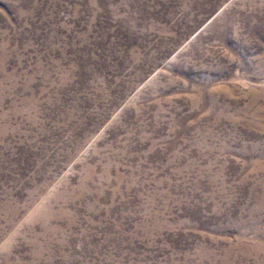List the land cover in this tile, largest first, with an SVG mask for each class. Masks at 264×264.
<instances>
[{
	"label": "rangeland",
	"instance_id": "374dc122",
	"mask_svg": "<svg viewBox=\"0 0 264 264\" xmlns=\"http://www.w3.org/2000/svg\"><path fill=\"white\" fill-rule=\"evenodd\" d=\"M0 264H264V0H0Z\"/></svg>",
	"mask_w": 264,
	"mask_h": 264
}]
</instances>
